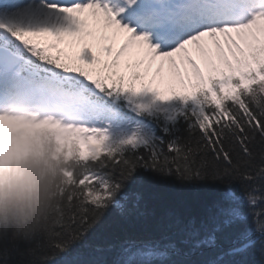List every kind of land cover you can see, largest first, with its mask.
<instances>
[{
  "label": "snow or ice",
  "instance_id": "6c2138e0",
  "mask_svg": "<svg viewBox=\"0 0 264 264\" xmlns=\"http://www.w3.org/2000/svg\"><path fill=\"white\" fill-rule=\"evenodd\" d=\"M86 12L127 34L102 68L91 48L72 57L60 47L93 34ZM193 44L215 75L205 76ZM134 46L149 66L185 53L194 91H137L139 74L126 84L112 69ZM28 156L64 162L60 206L42 234L0 233V264H81L66 253L109 207L123 208L120 194L141 168L219 183L227 206L214 232L240 229L230 254L264 243V0H0V171ZM170 249L129 242L116 264H176Z\"/></svg>",
  "mask_w": 264,
  "mask_h": 264
},
{
  "label": "trees",
  "instance_id": "16d2710c",
  "mask_svg": "<svg viewBox=\"0 0 264 264\" xmlns=\"http://www.w3.org/2000/svg\"><path fill=\"white\" fill-rule=\"evenodd\" d=\"M128 67V59L120 60L112 71L125 76ZM225 191L210 180H182L141 168L120 194L123 208L109 207L66 256L81 264H116L122 248L134 242L170 245L166 259L176 264H264V243L231 255L240 229L227 226L214 232L221 209L227 206ZM210 235L214 242L202 243Z\"/></svg>",
  "mask_w": 264,
  "mask_h": 264
},
{
  "label": "clouds",
  "instance_id": "9594fccd",
  "mask_svg": "<svg viewBox=\"0 0 264 264\" xmlns=\"http://www.w3.org/2000/svg\"><path fill=\"white\" fill-rule=\"evenodd\" d=\"M63 161L28 156L0 171V232L31 238L44 233L60 206Z\"/></svg>",
  "mask_w": 264,
  "mask_h": 264
},
{
  "label": "rangeland",
  "instance_id": "374dc122",
  "mask_svg": "<svg viewBox=\"0 0 264 264\" xmlns=\"http://www.w3.org/2000/svg\"><path fill=\"white\" fill-rule=\"evenodd\" d=\"M82 18H87L89 20V16L86 13L83 14ZM91 31L93 33L92 35L85 34L83 38L67 37L66 41H72V43L61 44L60 47L65 50L66 55L72 57H78L85 47H89L92 49L93 55H95L99 61L96 66L102 68L104 64H110V61L104 54L100 53L99 49L104 47L107 51V48L111 47L118 51L121 45L124 43L127 34L121 32L114 35L113 29L103 30L102 28L98 27H91ZM232 35L239 39L236 33H232ZM219 38L223 43V35H220ZM48 39L54 38L48 37ZM202 43L207 49L210 50L211 58L216 62L217 65L222 67L217 55L213 38L206 36L203 38ZM225 50H227L226 44ZM189 51L192 57L200 65L205 76L209 74H216L210 71L208 57L199 50L197 45H190ZM123 55L133 58L131 61L136 64L135 67L132 68V70L124 78L125 83L128 84L129 82H132L133 77L136 74H139L140 79L134 81L137 91L141 90L142 86L148 85L152 90L159 91L165 98L170 96L173 91L179 94H187L194 91L193 85L197 83V80L192 66L187 62L185 53L176 54L173 58L157 57L155 60L150 61V66L149 60H146L144 57V50L138 46L130 47ZM229 56H231L230 53ZM172 59H175V65L171 63ZM141 60H145V62L137 66ZM78 62L82 64L84 63L83 61ZM84 66L88 67L86 64ZM181 80H183V83Z\"/></svg>",
  "mask_w": 264,
  "mask_h": 264
},
{
  "label": "bare ground",
  "instance_id": "6f19581e",
  "mask_svg": "<svg viewBox=\"0 0 264 264\" xmlns=\"http://www.w3.org/2000/svg\"><path fill=\"white\" fill-rule=\"evenodd\" d=\"M86 14L88 15V13L86 12ZM89 16V15H88ZM89 24L92 28H97V26L95 25V21L89 16Z\"/></svg>",
  "mask_w": 264,
  "mask_h": 264
}]
</instances>
